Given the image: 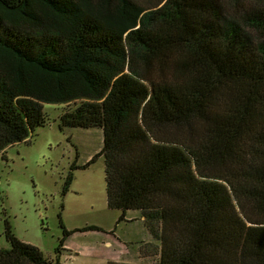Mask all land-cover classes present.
Returning <instances> with one entry per match:
<instances>
[{"label": "trees", "instance_id": "trees-1", "mask_svg": "<svg viewBox=\"0 0 264 264\" xmlns=\"http://www.w3.org/2000/svg\"><path fill=\"white\" fill-rule=\"evenodd\" d=\"M44 103L101 129L81 167L103 157L155 264H264V0H0V151ZM4 225L0 264H62L64 238L46 257Z\"/></svg>", "mask_w": 264, "mask_h": 264}, {"label": "rangeland", "instance_id": "rangeland-1", "mask_svg": "<svg viewBox=\"0 0 264 264\" xmlns=\"http://www.w3.org/2000/svg\"><path fill=\"white\" fill-rule=\"evenodd\" d=\"M43 110L46 121L34 128L29 140L0 151V247H9L4 233L8 220L16 237L46 257L54 256L64 238L63 253L71 254L68 264H92L114 255L122 261L108 264H155L158 242L139 214L131 211L117 221L120 211L106 204L103 157L81 167L100 149L101 129L61 127L60 104L44 103ZM106 241L115 244L107 246Z\"/></svg>", "mask_w": 264, "mask_h": 264}, {"label": "crops", "instance_id": "crops-1", "mask_svg": "<svg viewBox=\"0 0 264 264\" xmlns=\"http://www.w3.org/2000/svg\"><path fill=\"white\" fill-rule=\"evenodd\" d=\"M129 212H131V211H129ZM136 212V211H135ZM128 213V212H127ZM126 213V214H127ZM140 217V216H139ZM140 220L142 221V218L140 217ZM146 229V228H145ZM128 242H130V241H128ZM128 242H124L123 244H120V245H124V244H126V243H128ZM105 244L107 245V246H110L111 244L113 245V244H115V243H113V242H110V241H106L105 242ZM71 257V254H66V253H61V256H60V261H61V263L62 264H68V262H69V260L71 259L70 258ZM122 261V259H121V256H117V255H114V256H112V257H109V258H107L106 260L105 259H102V261H93L92 262V264H108V262H112V261Z\"/></svg>", "mask_w": 264, "mask_h": 264}]
</instances>
